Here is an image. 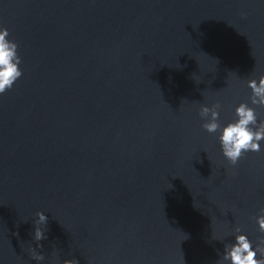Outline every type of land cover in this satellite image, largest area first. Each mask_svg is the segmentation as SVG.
Here are the masks:
<instances>
[{"label":"water","instance_id":"obj_1","mask_svg":"<svg viewBox=\"0 0 264 264\" xmlns=\"http://www.w3.org/2000/svg\"><path fill=\"white\" fill-rule=\"evenodd\" d=\"M0 264H264V0H0Z\"/></svg>","mask_w":264,"mask_h":264}]
</instances>
